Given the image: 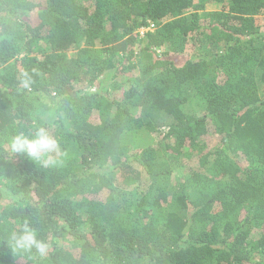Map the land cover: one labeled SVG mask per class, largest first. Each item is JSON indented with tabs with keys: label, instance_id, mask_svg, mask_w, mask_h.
<instances>
[{
	"label": "trees",
	"instance_id": "16d2710c",
	"mask_svg": "<svg viewBox=\"0 0 264 264\" xmlns=\"http://www.w3.org/2000/svg\"><path fill=\"white\" fill-rule=\"evenodd\" d=\"M0 264H264V0H0Z\"/></svg>",
	"mask_w": 264,
	"mask_h": 264
},
{
	"label": "clouds",
	"instance_id": "9594fccd",
	"mask_svg": "<svg viewBox=\"0 0 264 264\" xmlns=\"http://www.w3.org/2000/svg\"><path fill=\"white\" fill-rule=\"evenodd\" d=\"M21 84L24 88L30 87L31 80L27 73L24 74ZM10 147L14 153L25 154L43 167L56 166L61 162L56 157L66 154L61 148L60 141L45 127L36 128L34 134L30 136L23 133L14 136L10 141ZM8 243L14 252L30 253L35 250L40 257L46 256L49 248L44 240L38 238V233L27 221L21 225L19 232L10 235Z\"/></svg>",
	"mask_w": 264,
	"mask_h": 264
},
{
	"label": "rangeland",
	"instance_id": "374dc122",
	"mask_svg": "<svg viewBox=\"0 0 264 264\" xmlns=\"http://www.w3.org/2000/svg\"><path fill=\"white\" fill-rule=\"evenodd\" d=\"M219 9H221V5L220 4H211V5H209L208 6V10L209 11H213V10H219ZM111 86V87H110ZM110 88L111 89H113V86L110 84ZM200 103H201V101L198 99V97H193L192 99H191V101H190V108H191V110L194 112V111H196V110H199L200 109V107H199V105H200ZM134 112L136 113V114H139V112H140V109H134ZM138 136H139V138L141 139V140H143V138H144V135L143 136H141V135H138L136 132H134V131H128V132H126L125 134H124V136H123V141L125 142V144H128V145H130V144H134L135 142H137L138 140H140L139 138H138ZM161 134H159V133H152V136L151 137H148L149 139L150 138H153L154 139V141H160V139H161ZM215 138V137H214ZM214 138H211L210 137V139H208V141H209V143H210V146H215V144L217 143V139H214ZM214 139V140H213ZM69 154V152H66V154L65 155H63V156H60L59 158H58V160H60V161H64L65 160V158H66V156ZM191 162L194 164V165H196L197 164V159L196 158H194V159H192L191 160ZM189 164H190V162H189Z\"/></svg>",
	"mask_w": 264,
	"mask_h": 264
},
{
	"label": "built area",
	"instance_id": "2783aa9c",
	"mask_svg": "<svg viewBox=\"0 0 264 264\" xmlns=\"http://www.w3.org/2000/svg\"><path fill=\"white\" fill-rule=\"evenodd\" d=\"M148 29H152V28H141L140 34L143 35Z\"/></svg>",
	"mask_w": 264,
	"mask_h": 264
}]
</instances>
